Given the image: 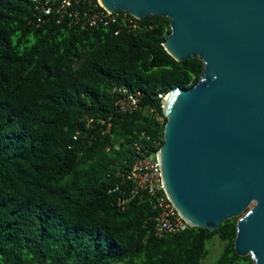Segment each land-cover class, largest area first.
I'll return each mask as SVG.
<instances>
[{
    "label": "trees",
    "instance_id": "1",
    "mask_svg": "<svg viewBox=\"0 0 264 264\" xmlns=\"http://www.w3.org/2000/svg\"><path fill=\"white\" fill-rule=\"evenodd\" d=\"M32 3L0 0V264H202L213 237L209 264H252L233 247L236 215L157 236L154 195L123 175L162 142L156 93L202 69L164 49L167 16L114 33L37 20ZM114 84L139 90L138 106L118 111Z\"/></svg>",
    "mask_w": 264,
    "mask_h": 264
},
{
    "label": "water",
    "instance_id": "2",
    "mask_svg": "<svg viewBox=\"0 0 264 264\" xmlns=\"http://www.w3.org/2000/svg\"><path fill=\"white\" fill-rule=\"evenodd\" d=\"M100 2L137 18L167 16L164 49L202 61L192 85L162 99L163 186L191 225L213 229L236 215L235 252L264 264V0Z\"/></svg>",
    "mask_w": 264,
    "mask_h": 264
},
{
    "label": "built area",
    "instance_id": "3",
    "mask_svg": "<svg viewBox=\"0 0 264 264\" xmlns=\"http://www.w3.org/2000/svg\"><path fill=\"white\" fill-rule=\"evenodd\" d=\"M33 14L39 16L54 12L57 19L65 16L69 21L78 23L80 26L113 25L116 33L121 27L126 30L137 26V17L125 9L109 10L100 0H32ZM110 91L114 94V105L118 111L125 112L136 108L140 100L139 90H131L124 85L114 84ZM162 108V99L166 92H157ZM157 119L161 116L156 115ZM90 120V118H87ZM104 121V119H100ZM109 122H107V126ZM125 178L133 182V189L145 190L154 195L156 214L152 225V231L160 236L165 233L177 232L191 224L175 208L169 199L161 178L157 149L149 155L138 157L123 174Z\"/></svg>",
    "mask_w": 264,
    "mask_h": 264
},
{
    "label": "rangeland",
    "instance_id": "4",
    "mask_svg": "<svg viewBox=\"0 0 264 264\" xmlns=\"http://www.w3.org/2000/svg\"><path fill=\"white\" fill-rule=\"evenodd\" d=\"M253 202L251 201L247 206L246 208H248ZM221 241L216 238V237H213L211 238L206 246H207V253L206 255L201 259V263L202 264H209L211 263L214 258L216 257L217 253H218V250L220 249L221 247Z\"/></svg>",
    "mask_w": 264,
    "mask_h": 264
}]
</instances>
